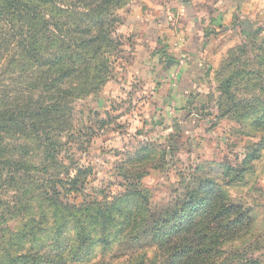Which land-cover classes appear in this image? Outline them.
<instances>
[{
    "label": "rangeland",
    "instance_id": "obj_1",
    "mask_svg": "<svg viewBox=\"0 0 264 264\" xmlns=\"http://www.w3.org/2000/svg\"><path fill=\"white\" fill-rule=\"evenodd\" d=\"M179 1L186 7L188 18L192 16L195 11L190 8V0ZM177 8L171 0H132L122 7L113 35L120 46L110 55V78L89 95L73 100L72 114H65L59 123L63 134L60 139L52 135V142L60 140L63 145L58 161L52 163L43 155V143L36 140L31 127L35 112L50 107L52 101L45 99L42 85L32 87L35 74L15 47L20 24L13 21V29L3 22L6 17L12 20V16L5 11L4 17L0 16V264H48L44 254L53 253L58 259L61 241H73L72 234L51 233L55 219L51 218L49 197L60 196V202L71 208V214H64L77 216L82 203L107 205L126 189L139 192L148 202L150 225L135 240H141L146 262L264 264V149L259 152V161L246 160L264 145L263 28L253 33L249 23H235L234 19L226 27L195 23L200 31L197 43L203 45L200 51H207L201 60L205 73L200 88L205 98L202 104L197 102L196 117L168 111L172 104L163 102L165 90L158 87L162 72L151 69L157 62L149 55L166 49L160 42L151 47L155 42L147 35L133 33L132 29L138 30L132 28L131 18H136L139 9L148 16L153 11L150 18L156 24L155 36L158 24L167 17L175 21L170 20L174 32L187 33L184 19H179L185 13L179 15ZM203 34L207 40L201 39ZM164 55L166 62H174L173 52L165 51ZM231 73L228 87L224 82ZM40 80L36 84H42ZM142 149L152 152L131 166L130 160ZM243 161L250 165V171L239 181ZM75 176L79 181L76 193L67 183ZM193 177L211 181L229 203L252 210L251 223L244 222L234 240L220 241L208 254L197 257L190 252L184 257L183 252L160 245L159 239L155 242L153 234L160 235L172 226L160 223L167 214L169 220L178 222L184 197L196 191L202 181ZM64 187L70 191L64 192ZM173 211L175 215L170 214ZM70 216L67 220H72ZM212 216L208 214L203 222H209ZM226 222L222 221L220 229ZM135 241L127 244L132 246ZM115 249L116 258L89 253L74 259H79L78 264H117L129 259L127 253L122 254L127 245ZM18 257L21 261L15 263Z\"/></svg>",
    "mask_w": 264,
    "mask_h": 264
},
{
    "label": "trees",
    "instance_id": "obj_2",
    "mask_svg": "<svg viewBox=\"0 0 264 264\" xmlns=\"http://www.w3.org/2000/svg\"><path fill=\"white\" fill-rule=\"evenodd\" d=\"M131 1L0 0V16L4 17V11L5 15L12 16V20L5 16L3 22L12 25L13 29V21L20 24V38L15 47L20 49L21 55L30 63L32 74H35L32 87L39 88L42 85L45 99L52 101L50 107L44 108L43 111L40 108L35 112L31 124L36 140L43 143V155L47 161L56 162L57 157L61 155L62 142H52V135L56 134L60 139L63 130L59 123L65 114H72L73 100L89 95L110 78V55L120 46L113 38L115 26L119 22L118 12ZM232 75L231 73L224 82L228 87L232 84ZM40 78L43 80L42 84H36ZM66 125L64 121L62 126ZM69 128L70 125L66 130ZM70 136L73 137L72 134ZM262 142L264 144V141ZM262 149L264 145L261 144L259 150L248 155L246 160L251 163L259 161V152ZM149 152L152 151L142 149L135 159L130 160L131 166L137 161H144L146 156L151 154ZM142 153L144 156L140 157ZM240 166L239 181H242L246 172L250 171V165L246 166V161H243ZM192 180L202 181L196 191L188 192L184 197V205L178 217L182 215L178 222H175V218L169 220L167 214L160 223H171L172 226L160 235L153 234L155 242L159 239L160 245L170 247L171 251L176 249L179 253L183 252L184 257L190 252L196 253L197 257L208 254L210 248L220 241L234 240L238 236L237 229L242 227L244 222L251 223L249 216L252 210L229 203L225 193L211 181L198 177H193ZM67 183L69 189L75 190L76 193L79 183L77 176L69 178ZM65 187L63 190L68 193L70 190ZM48 201L49 207L53 209L51 218L55 219L51 227L53 236L73 235V241L70 238L61 241L63 245L58 259L53 253L44 254L48 264H78L79 259L74 258L79 255L84 258L89 253L91 256L111 254V257L116 258L115 248L118 245H127V250L122 254L127 253L129 259L117 264L153 263L151 260H144L146 253L141 250V240L135 241L150 225L151 217L148 202L139 192L126 189L124 193L113 197L107 205L84 202L80 205L77 216H70L71 208L60 202V196H56V199L49 197ZM64 212L70 214L65 215ZM170 214L175 215V211ZM208 214L213 216L205 223L203 219ZM69 216L72 220H67ZM61 218L63 222H60ZM222 221L227 222L222 224L220 229ZM152 226L155 227L156 224L152 223ZM150 230L152 233L155 231L152 228ZM92 238L94 240L90 242ZM175 239H179L177 243ZM131 241H135V244L129 246L127 243ZM85 244L88 245L87 249L82 250L81 247H85ZM13 261L20 262L21 258H15Z\"/></svg>",
    "mask_w": 264,
    "mask_h": 264
},
{
    "label": "crops",
    "instance_id": "obj_3",
    "mask_svg": "<svg viewBox=\"0 0 264 264\" xmlns=\"http://www.w3.org/2000/svg\"><path fill=\"white\" fill-rule=\"evenodd\" d=\"M171 1L178 7L179 15L185 13L179 19H184L188 27L187 33L174 32L172 30L174 29L172 27L173 24L171 25L170 22L173 19L172 17H167L168 19H162V22L158 24V34L155 36L153 27L156 24L153 23L154 18H150L153 11H150L149 14L151 15L148 16L143 15L140 9L139 13L134 14L137 15L136 18H131L134 20L131 22L132 28L138 30L135 32L132 29V32L141 33L143 36L147 35L148 40L155 42V44H150L151 47L153 45L155 47L158 46L160 42L163 45V49H166L155 51V54H153L154 51L150 52L149 55L153 56V62H157L153 63L151 69L162 72V77L159 75L160 85L158 87L165 90V94L162 96L164 97L163 102L169 104V106L172 104V107H168V111L194 115L197 102L200 105L203 102V98H205V94L201 90L203 74L205 73V70H203L204 64L201 60L204 53H207L206 50L200 51L203 45H198L197 43L200 31H197L195 23L203 21L204 23H212L217 27H226L234 19L235 23H241V21L249 23L252 32L257 31L258 28H263L262 34H264V0H190V8L195 12L189 18L188 14H186V7L179 0ZM164 5H167V3ZM163 7L165 8V6ZM199 10H202L201 13H199ZM167 16H170V14L167 13ZM253 37L254 34L253 36L251 35V39ZM201 39L207 40L206 34H203ZM165 51L175 54L173 65L167 66V59L163 58L166 56L164 55ZM133 55H136V53H133ZM138 61L140 60H137V64H140ZM153 73L148 74L153 75ZM194 117L196 116L194 115Z\"/></svg>",
    "mask_w": 264,
    "mask_h": 264
},
{
    "label": "water",
    "instance_id": "obj_4",
    "mask_svg": "<svg viewBox=\"0 0 264 264\" xmlns=\"http://www.w3.org/2000/svg\"><path fill=\"white\" fill-rule=\"evenodd\" d=\"M173 63H174L173 61H168L167 66L173 65Z\"/></svg>",
    "mask_w": 264,
    "mask_h": 264
}]
</instances>
